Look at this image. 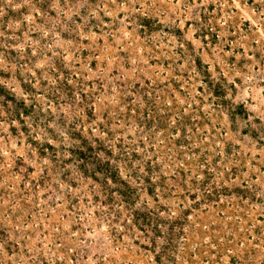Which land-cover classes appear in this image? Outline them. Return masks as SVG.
Listing matches in <instances>:
<instances>
[{
    "label": "rangeland",
    "instance_id": "rangeland-1",
    "mask_svg": "<svg viewBox=\"0 0 264 264\" xmlns=\"http://www.w3.org/2000/svg\"><path fill=\"white\" fill-rule=\"evenodd\" d=\"M0 264H264V0H0Z\"/></svg>",
    "mask_w": 264,
    "mask_h": 264
}]
</instances>
